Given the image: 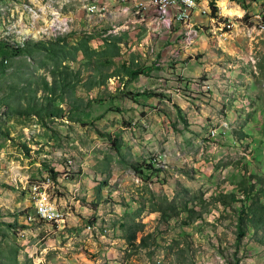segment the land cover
<instances>
[{"label": "rangeland", "instance_id": "rangeland-1", "mask_svg": "<svg viewBox=\"0 0 264 264\" xmlns=\"http://www.w3.org/2000/svg\"><path fill=\"white\" fill-rule=\"evenodd\" d=\"M140 1L0 0V41L26 47L0 56V264H264V228L238 238L264 203V0H193L168 31Z\"/></svg>", "mask_w": 264, "mask_h": 264}, {"label": "built area", "instance_id": "built-area-1", "mask_svg": "<svg viewBox=\"0 0 264 264\" xmlns=\"http://www.w3.org/2000/svg\"><path fill=\"white\" fill-rule=\"evenodd\" d=\"M165 3L175 4V11H165ZM138 9H141L145 15V19H151L152 30H157L164 24H187L191 18V14L195 9L193 0H144L137 3ZM128 6L125 7L124 14H129ZM264 26V19L258 22ZM188 39L191 43L198 37V31L192 29L187 32ZM43 215H51V224L60 225L65 222L63 214L57 210L56 205L49 203L47 199L41 201V210L37 211L36 217L43 220Z\"/></svg>", "mask_w": 264, "mask_h": 264}, {"label": "trees", "instance_id": "trees-1", "mask_svg": "<svg viewBox=\"0 0 264 264\" xmlns=\"http://www.w3.org/2000/svg\"><path fill=\"white\" fill-rule=\"evenodd\" d=\"M25 48H26L25 46H22L21 44H18V43L15 45H12L10 43L0 41V56L3 57V59L8 61L9 59H13L14 57L22 55ZM86 53L87 54L90 53L89 48L86 49ZM53 90L54 89L51 90L52 92L51 94H55ZM253 186L254 185L251 184V188H248V189L246 188L244 190L246 194L244 200H248L250 198L251 193L255 191ZM217 200L221 204L225 206H229L232 203L237 202L238 200H241V199H238L237 195L234 192H231L227 194L225 193L220 194ZM238 209L242 211V214H240V221H239L240 230L238 233V238H243L247 235L246 230L242 229V225L246 227L253 226L256 229L264 228V203L262 202L260 196L256 197L255 200H252L251 203L248 205L246 201H244V204L242 206H239ZM138 233H139V230L136 229V231L133 230V232H131V235L128 236V240L131 244L134 245L136 243L138 239Z\"/></svg>", "mask_w": 264, "mask_h": 264}, {"label": "crops", "instance_id": "crops-1", "mask_svg": "<svg viewBox=\"0 0 264 264\" xmlns=\"http://www.w3.org/2000/svg\"><path fill=\"white\" fill-rule=\"evenodd\" d=\"M147 20H149V19H147ZM150 23H151V20H150ZM151 25H152V23H151ZM254 30H256V29H254ZM256 31H258V30H256ZM258 32H260V31H258ZM260 33L261 34H264L262 32H260ZM249 38L252 39L253 36H249ZM251 43H255V42L253 40H251ZM229 52L231 53L232 50L230 49ZM234 55H236V54L234 53ZM228 58H230L229 55H228ZM237 58L238 57H235L233 59L234 62H236V59ZM244 60H245V62H247V58L244 57ZM230 65H232V64H230ZM238 66H239V63H238V65H236V67H238ZM240 66H241V64H240ZM224 71H226V75L225 74H218V83H223V84H218V92H220V93L233 91L234 89L238 88L239 86L233 85V80L235 78H237L239 75L240 76L242 75L241 73L237 74L238 71H227V70H224ZM243 77H246L247 78V75H244Z\"/></svg>", "mask_w": 264, "mask_h": 264}, {"label": "bare ground", "instance_id": "bare-ground-1", "mask_svg": "<svg viewBox=\"0 0 264 264\" xmlns=\"http://www.w3.org/2000/svg\"><path fill=\"white\" fill-rule=\"evenodd\" d=\"M219 5L221 7V11L223 16L225 17H241L243 12L240 8L231 6L228 1L226 0H220ZM129 9V8H128ZM165 11H175V4L172 3H165ZM141 9L138 11V13H141ZM264 19V18H263ZM175 26L174 24H164L161 25L159 28H162V30H171L172 27ZM166 28V29H163ZM262 30V29H261ZM188 42H191L190 39H187ZM49 202V201H48ZM49 215H43V218H47Z\"/></svg>", "mask_w": 264, "mask_h": 264}]
</instances>
